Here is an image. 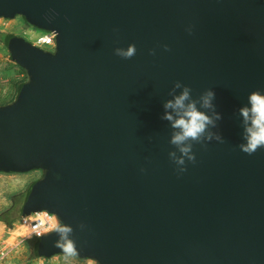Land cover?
Instances as JSON below:
<instances>
[{
  "label": "water",
  "instance_id": "obj_1",
  "mask_svg": "<svg viewBox=\"0 0 264 264\" xmlns=\"http://www.w3.org/2000/svg\"><path fill=\"white\" fill-rule=\"evenodd\" d=\"M18 17L56 47L7 40L28 81L0 107V174L42 171L21 216L56 215L77 248L54 231L40 258L264 264V146L241 147V109L264 95V0H0ZM186 88L213 123L177 145L165 104Z\"/></svg>",
  "mask_w": 264,
  "mask_h": 264
},
{
  "label": "rangeland",
  "instance_id": "obj_2",
  "mask_svg": "<svg viewBox=\"0 0 264 264\" xmlns=\"http://www.w3.org/2000/svg\"><path fill=\"white\" fill-rule=\"evenodd\" d=\"M33 32V38L27 36ZM30 25L23 18L15 20L0 19V107L13 103L17 96L18 83L28 81L26 74L21 72L9 60L6 39L10 36H19L35 45V42L51 34H43ZM43 172L35 171L28 174H0V223L4 226L3 232L16 226V236H24L27 231L18 228L21 214L27 207V199L31 186L42 179ZM7 264H97L92 260H80L76 257L58 255L49 261L41 259L39 242L27 240L22 248L10 258Z\"/></svg>",
  "mask_w": 264,
  "mask_h": 264
},
{
  "label": "clouds",
  "instance_id": "obj_3",
  "mask_svg": "<svg viewBox=\"0 0 264 264\" xmlns=\"http://www.w3.org/2000/svg\"><path fill=\"white\" fill-rule=\"evenodd\" d=\"M135 53L134 46L129 47L127 52L121 53L125 57H131ZM179 86V85H177ZM214 94L208 93L204 97V107L211 106V98ZM189 99V89H185L184 92L175 98L174 101H168L165 104V109H176L177 118H173L172 114L165 113L164 119L173 121V127L179 129L173 135V144H183L187 140H199L205 132L207 126L213 121L204 112L197 109L195 102L185 104V101ZM251 108L245 107L241 109V114L244 117L246 127V145H242V150L248 154L256 152V150L264 146V95L259 92H253L250 96ZM210 138V137H209ZM181 151L187 154L190 151V146L181 148ZM182 163V161H181ZM27 219L35 221V225L32 226V231L42 236L52 231H56L60 234L61 240L56 242V247L62 249V252L68 255H74L77 252L75 242L68 239V233L72 229L68 226H61L56 215L50 214L48 211H38L32 213ZM42 230V231H41Z\"/></svg>",
  "mask_w": 264,
  "mask_h": 264
},
{
  "label": "built area",
  "instance_id": "obj_4",
  "mask_svg": "<svg viewBox=\"0 0 264 264\" xmlns=\"http://www.w3.org/2000/svg\"><path fill=\"white\" fill-rule=\"evenodd\" d=\"M50 34L51 35L44 36L38 39L34 46L42 48L46 52L54 53L56 47L55 44L56 36L52 33ZM27 218L28 217L21 216L18 222V228L27 231V234H25L24 236H16L15 233L16 226H14L11 229H8L7 232L2 231V234H0V264H7L10 258L13 256V254L16 253L17 250L22 248L27 240L38 241L41 238H43L45 235H47V234L42 236L36 235L32 231V226H34L36 222Z\"/></svg>",
  "mask_w": 264,
  "mask_h": 264
},
{
  "label": "bare ground",
  "instance_id": "obj_5",
  "mask_svg": "<svg viewBox=\"0 0 264 264\" xmlns=\"http://www.w3.org/2000/svg\"><path fill=\"white\" fill-rule=\"evenodd\" d=\"M27 36H31L32 38L35 36L34 34H33V32H28L27 33ZM37 42V41H36ZM35 42V43H36ZM0 189H1V187H0ZM1 191V190H0ZM3 228H4V226L2 225V223H0V234H2V230H3Z\"/></svg>",
  "mask_w": 264,
  "mask_h": 264
},
{
  "label": "trees",
  "instance_id": "obj_6",
  "mask_svg": "<svg viewBox=\"0 0 264 264\" xmlns=\"http://www.w3.org/2000/svg\"><path fill=\"white\" fill-rule=\"evenodd\" d=\"M40 32H43V31H40ZM43 34H50L49 32H44ZM8 38L9 37H7V39H6V43H7V40H8ZM20 68V67H19ZM21 69V68H20ZM21 72L22 73H24V74H26V72L23 70V69H21ZM27 75V74H26ZM24 82H20V83H18V86H17V91H18V88H19V86L21 85V84H23ZM38 242H39V240H38Z\"/></svg>",
  "mask_w": 264,
  "mask_h": 264
},
{
  "label": "crops",
  "instance_id": "obj_7",
  "mask_svg": "<svg viewBox=\"0 0 264 264\" xmlns=\"http://www.w3.org/2000/svg\"><path fill=\"white\" fill-rule=\"evenodd\" d=\"M16 66V65H15Z\"/></svg>",
  "mask_w": 264,
  "mask_h": 264
}]
</instances>
